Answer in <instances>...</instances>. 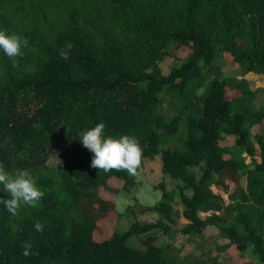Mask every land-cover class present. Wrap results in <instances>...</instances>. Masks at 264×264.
Masks as SVG:
<instances>
[{"label": "trees", "instance_id": "obj_1", "mask_svg": "<svg viewBox=\"0 0 264 264\" xmlns=\"http://www.w3.org/2000/svg\"><path fill=\"white\" fill-rule=\"evenodd\" d=\"M0 30L28 40L23 57L0 49V162L11 174L28 171L43 192L15 216L0 204V264H220L180 257L158 239L207 226L240 256L249 250L241 264H264V126L250 131L264 104L254 106L245 78H221L214 65L225 54L264 76V0H0ZM181 46V63L163 73L160 61ZM101 122L106 137H135L142 159L160 153L162 173L179 182L182 226L169 224L174 193L160 183L158 218L93 237L109 206L97 188L110 176L135 182L124 170L91 168L79 140ZM228 135L232 150L220 142ZM54 151L63 163L46 166Z\"/></svg>", "mask_w": 264, "mask_h": 264}, {"label": "rangeland", "instance_id": "obj_2", "mask_svg": "<svg viewBox=\"0 0 264 264\" xmlns=\"http://www.w3.org/2000/svg\"><path fill=\"white\" fill-rule=\"evenodd\" d=\"M188 46L174 47L169 50V54L165 56L159 63L163 73H167L171 66L180 64L183 56L188 52ZM214 65L220 72L221 78H240L243 77L247 81L248 86L254 93V106L258 107L264 104V76L261 74L245 72L243 68L230 59L227 55L215 58ZM228 96H233L237 92L231 87H226ZM264 126V120L259 124H254L251 128V134L258 131ZM250 138L253 139L252 136ZM221 143L233 149L234 138L228 135L220 140ZM240 150V149H239ZM242 158L244 152L239 151ZM257 154V153H256ZM133 185L123 186L122 179L110 176L107 178L103 186L97 188V194L104 200L108 201L109 206L105 215L97 218V226L94 230L93 237L100 240L109 235L111 229L118 231L124 230L134 221H152L158 218V213L151 209L153 204L160 199V183L164 188L173 191L174 199L172 201L173 210H177L174 215V222H169L172 227L182 226L185 219L181 215V203L177 196V187L179 182L169 177L168 174L161 171V155L157 153L152 157H144L138 174L134 178ZM243 181L242 178H240ZM223 182L229 188L232 186L230 178H223ZM216 192L222 197L227 196V192L223 183L211 184ZM94 208L97 203L94 202ZM158 239L177 248L180 257H189L190 254L204 260L207 254L215 256L220 264H241L245 258H251L247 249L244 256H240L233 245H229L227 239L213 226H207L200 236L188 235L174 231L171 234L159 235ZM158 240V241H159ZM255 262L258 263L255 259Z\"/></svg>", "mask_w": 264, "mask_h": 264}, {"label": "clouds", "instance_id": "obj_3", "mask_svg": "<svg viewBox=\"0 0 264 264\" xmlns=\"http://www.w3.org/2000/svg\"><path fill=\"white\" fill-rule=\"evenodd\" d=\"M28 40L15 33L7 35L6 31L0 30V49L9 58L23 57L22 47H27ZM60 56L67 60L69 52L61 49ZM105 124L97 123L95 127L85 131L79 140L84 148L89 150L93 156L91 159V168L109 172L111 170H124L130 176H136L141 166L142 148L138 140L129 135H122L118 139L104 135ZM55 152V151H54ZM55 157L50 156L46 160V166H58L63 163L57 152ZM0 184L9 194L10 198L0 199V204L8 210L13 216L21 204H27L35 207L37 202L43 197V192L36 187L32 175L22 170L15 174L6 171L5 164L0 162ZM37 232L43 231V225L37 221L35 223ZM31 245H23L22 255L27 257L31 255Z\"/></svg>", "mask_w": 264, "mask_h": 264}]
</instances>
